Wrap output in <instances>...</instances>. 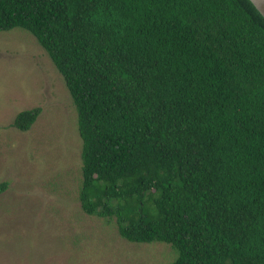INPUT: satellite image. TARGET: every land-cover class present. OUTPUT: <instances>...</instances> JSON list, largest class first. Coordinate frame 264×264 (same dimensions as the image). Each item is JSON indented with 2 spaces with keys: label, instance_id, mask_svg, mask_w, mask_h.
I'll return each mask as SVG.
<instances>
[{
  "label": "trees",
  "instance_id": "obj_1",
  "mask_svg": "<svg viewBox=\"0 0 264 264\" xmlns=\"http://www.w3.org/2000/svg\"><path fill=\"white\" fill-rule=\"evenodd\" d=\"M14 29L72 96L84 212L172 246V264H264V17L250 0H0V32Z\"/></svg>",
  "mask_w": 264,
  "mask_h": 264
},
{
  "label": "rangeland",
  "instance_id": "obj_2",
  "mask_svg": "<svg viewBox=\"0 0 264 264\" xmlns=\"http://www.w3.org/2000/svg\"><path fill=\"white\" fill-rule=\"evenodd\" d=\"M41 108L30 131L18 114ZM83 141L64 77L36 38L0 32V264H172L165 243L125 240L114 218L83 211Z\"/></svg>",
  "mask_w": 264,
  "mask_h": 264
},
{
  "label": "water",
  "instance_id": "obj_3",
  "mask_svg": "<svg viewBox=\"0 0 264 264\" xmlns=\"http://www.w3.org/2000/svg\"><path fill=\"white\" fill-rule=\"evenodd\" d=\"M264 17V0H250Z\"/></svg>",
  "mask_w": 264,
  "mask_h": 264
}]
</instances>
